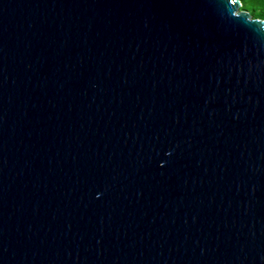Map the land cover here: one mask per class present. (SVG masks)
I'll list each match as a JSON object with an SVG mask.
<instances>
[{
    "label": "water",
    "instance_id": "water-1",
    "mask_svg": "<svg viewBox=\"0 0 264 264\" xmlns=\"http://www.w3.org/2000/svg\"><path fill=\"white\" fill-rule=\"evenodd\" d=\"M238 0H0V264H264V20Z\"/></svg>",
    "mask_w": 264,
    "mask_h": 264
},
{
    "label": "trees",
    "instance_id": "trees-1",
    "mask_svg": "<svg viewBox=\"0 0 264 264\" xmlns=\"http://www.w3.org/2000/svg\"><path fill=\"white\" fill-rule=\"evenodd\" d=\"M239 10L245 11L252 19L264 20V0H238Z\"/></svg>",
    "mask_w": 264,
    "mask_h": 264
}]
</instances>
